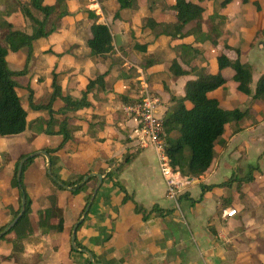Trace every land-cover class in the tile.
<instances>
[{
  "label": "crops",
  "instance_id": "crops-1",
  "mask_svg": "<svg viewBox=\"0 0 264 264\" xmlns=\"http://www.w3.org/2000/svg\"><path fill=\"white\" fill-rule=\"evenodd\" d=\"M1 1L0 20L29 34L31 23L28 20L30 24L26 27V17L19 4L16 3L17 9H12L8 4L12 0ZM255 1L259 9L244 0H232L225 6H220L221 0L197 2L204 8L201 30L195 35L172 38L157 33L159 29L155 25L176 21V11L171 8L175 0H134L133 6L127 8H120L117 0H66L68 13L56 21L55 31L32 45L28 69L21 80L30 86L35 104H46L49 100L53 74L59 81L61 94L74 99L81 97L89 80L104 74V86L88 92L87 107L56 115L59 124L66 118L64 123L71 130L70 139L56 152L60 177L70 178L89 169L92 175L100 173L103 179V173L120 167L126 154H135L120 167L114 181L104 183L96 212L89 214L75 232L76 240L99 258L101 264H264V212H246L242 210L245 204L236 198L227 202L228 189L224 186L201 190V185L225 183L231 172L229 146L231 137L236 136L227 138L226 130L231 123L225 126L222 135L225 144L215 146L216 158L210 169L199 177L179 174L180 191L170 198L153 148L138 145L139 125L130 113V106L139 95L140 79L144 78L158 96L163 115L169 106V96H182L185 83L196 78L195 71L199 74L203 71L206 84L225 79L221 87L208 92L218 99L220 106L232 96V90L231 99L243 101L246 97L236 91V84L232 81V85L228 84L232 70L215 72L213 61L219 53L235 59L233 48H239L241 62L256 68L250 85L253 92L256 80L264 75V0ZM53 3L54 0H44V4ZM87 11L96 17L89 18ZM93 22L108 26L111 53L90 55L86 42L91 37ZM194 25V22L187 24L183 33ZM204 34L216 37V44ZM256 34L261 40L248 47L256 40ZM144 45L145 51L136 48ZM6 60L17 66L25 63L24 54L19 51H8ZM173 60L185 74L173 76L169 72ZM17 92L30 126L36 120L48 119L45 109H33L29 105L25 89L18 87ZM62 105L57 98L52 108L59 110ZM33 130L34 127H29L20 134L3 137L32 136L34 149L42 150L58 146L63 138L61 134L34 137ZM2 144L0 226L10 222L18 209V190L11 186V176L16 159L25 153L14 143ZM48 161L43 155L24 172L26 191L31 198L29 224H18L0 239V264H87L88 256L82 249L77 247L70 252L72 227L81 218L86 192L73 196L68 190L61 191L56 207L49 208L46 196L53 189L46 181ZM115 182L125 187L133 201L145 209V217L135 212L131 200L123 201ZM225 204L230 206L225 208ZM153 205L163 210L164 215L149 213ZM230 209L235 214L223 216V211ZM59 218H62L60 231Z\"/></svg>",
  "mask_w": 264,
  "mask_h": 264
},
{
  "label": "trees",
  "instance_id": "trees-1",
  "mask_svg": "<svg viewBox=\"0 0 264 264\" xmlns=\"http://www.w3.org/2000/svg\"><path fill=\"white\" fill-rule=\"evenodd\" d=\"M198 1V0H197ZM232 0H222L220 6H225ZM120 8L132 7L134 0H117ZM19 9L23 16H25L31 23V32L25 33L20 30H16L6 20H0V136L16 135L25 131L30 127V123L26 118V111L22 105L21 97L17 92V88H23L28 92L29 105L33 109H45L48 113L47 120H36V122H42L45 125L40 129L48 135H62V141L58 146L54 148H44V155L48 157L50 164V173L46 170V181L49 183L52 193L46 196V202L49 208H55L57 205V195L61 191L68 190L71 195L75 196L81 192H86L83 208L80 215H84L83 218L77 223L75 232L80 229L85 219L89 214L96 212L97 203L102 194V187L104 183L114 181L116 173L127 163H129L135 156V154H126L120 167L114 168L110 172L103 173L102 182L97 189L93 199L90 201L94 186L97 181V177L91 174L88 169L83 173H75L70 178H61L58 174L60 168L58 157L56 152L64 145V143L70 139L71 130L67 124L64 123L66 118L59 124L56 120V115L59 113L75 112L79 109H83L89 105L87 101L88 92L96 87L104 86V74H99L95 78L88 81L85 90L82 92V96L78 99H74L69 95H62L59 81L55 74L52 76L51 93L49 100L46 104L33 103L32 90L30 86L21 80L18 83L14 77L19 75L22 79L28 69V63L32 55V45L41 37H45L56 29V21L68 13L66 0H54V3L44 4V0H29L27 3L18 1ZM176 11V21L171 24L156 23L155 28L159 29L157 33H163L172 38L180 35H195L201 30L200 21L204 8L197 2L191 0H175L171 7ZM33 11L38 12L37 15ZM89 18H95L96 16L87 11ZM56 19L52 21V18ZM191 22L195 25L192 29L183 33L185 26ZM91 37L87 39L86 45L89 49L90 55L104 56L107 53H111L112 36L109 28L106 24L93 22L90 26ZM211 41L216 44V37ZM136 47V46H135ZM183 47H186L183 45ZM141 51H145L144 46H137ZM226 48H231L226 46ZM237 54L235 59L228 58L225 54L219 53L216 56L217 69L221 71L225 68L232 70V81L236 84V91L242 96H250L255 103L264 104V75H261L256 80L254 90L251 92L250 85L252 83L251 72L247 69V65L242 63L239 56L241 51L239 48H233ZM24 50L26 53V61L22 70H11L8 66L6 56L8 51ZM169 72L173 76H180L186 73L176 60H173L169 67ZM203 71L200 72L197 80L187 81L184 86V94L180 97L170 95V106L163 113V133L161 134V140L164 146V152L169 160V165L183 177H199L207 172L214 159L216 158L215 146L224 145L225 141L222 135L225 131V126L231 123L235 127V131L240 128V122L244 118L248 117L249 110H240L239 108L225 109L219 104L216 97L208 95V92L221 87L225 83V79L221 81L216 80L210 83H205ZM59 98L62 101V107L59 110H53L52 103L55 99ZM188 103L190 106H187ZM57 129H54L53 126ZM27 156V153L21 154L14 163L13 173L11 176V186L18 189V209L14 213L16 218L21 210V197L24 196L25 205L24 210L18 217L15 224L8 228L10 222L0 226V239H4L5 236L13 230L18 224H29L28 211L31 206V198L26 191V185L24 183V172L27 166L33 161L34 156L28 157L22 165V170L19 180H17V166L19 161ZM86 177V178H85ZM252 178L247 177L244 180L250 181ZM242 181V180H241ZM239 180V182H241ZM117 190L123 194V201L131 200L134 203V210L136 213H142L145 217V209L133 201L132 196L129 195L120 183L115 182ZM219 186H229L228 183H221L217 185H201L202 192L206 189H211ZM88 191V192H87ZM229 202L228 199H225ZM90 202V204H89ZM89 204L87 211L86 206ZM49 212V211H48ZM150 212H155L159 216H163L164 212L157 205H153ZM62 229V218L58 219V230ZM4 231V232H3ZM214 232V229H212ZM76 236V235H75ZM74 247L70 246V252L75 251V248H80L83 251H87L84 245L79 243L76 238L74 241ZM13 247L17 249L16 242H13ZM86 249V250H85ZM90 252V251H89ZM94 262L100 263V259L90 252ZM87 264H93L87 259Z\"/></svg>",
  "mask_w": 264,
  "mask_h": 264
},
{
  "label": "rangeland",
  "instance_id": "rangeland-1",
  "mask_svg": "<svg viewBox=\"0 0 264 264\" xmlns=\"http://www.w3.org/2000/svg\"><path fill=\"white\" fill-rule=\"evenodd\" d=\"M29 0L25 1L27 3ZM196 2H199L200 4L203 3V0H195ZM218 0H215L217 2ZM222 1V0H221ZM242 1V0H241ZM253 1V2H252ZM1 2H4L2 0ZM24 2V1H23ZM249 2L253 8L259 9V4L255 0H244V3ZM18 3L17 0H12L11 3H8L10 5V8L17 9ZM19 4V3H18ZM35 15L38 14V12L33 11ZM56 19L52 18L51 20L54 21ZM28 19L26 18L24 20L25 23H27L26 27L29 26ZM30 22V21H29ZM25 31V29H24ZM48 36V35H47ZM46 37V36H45ZM264 37V36H263ZM262 37V38H263ZM261 40L260 37L256 34V40L252 41L251 44L248 47H253L258 43V41ZM246 47V43H245ZM244 49V48H243ZM19 52L24 54L25 61H26V53L24 50H18ZM17 51H11V53H14ZM215 58V57H214ZM250 63L249 61H247ZM24 61L20 66L12 65L8 62V66L11 70L17 71L22 70L24 68ZM213 68L215 69V72L218 71L216 66V59L213 61ZM247 65V69L251 72V75H253V71L256 69L252 64ZM206 66H209V63H205ZM205 66V69H206ZM204 70V69H203ZM260 71V70H258ZM196 75V78L194 80H197L199 73L197 71L194 72ZM14 79L20 83L21 79L20 76L17 75L14 77ZM228 84L232 85V79ZM232 81V82H231ZM149 86V85H148ZM150 87V86H149ZM227 91V90H226ZM226 91H224V95L226 94ZM232 90V96L233 92ZM81 92V91H80ZM81 92V96H82ZM232 96H228V98L224 101V104H229L228 106H221L222 108L231 109L235 107H239L242 109H248L249 115L246 118V120H243L240 127L241 129H238L235 131V127L233 125H230L227 130L226 134L229 135L227 138L231 137L232 135H236L234 138L231 137L232 141L230 142V161L228 162L231 166V172L229 173V176L225 178L224 182L228 183L229 186H224L227 190L228 200L232 201L235 198L237 200H241L245 204L244 208L242 210H246V212L250 211L252 213L260 214L264 212V104H258L252 101L249 97H246L245 99H242L243 101L237 102V99H231ZM88 97V96H87ZM170 97V96H169ZM232 100L230 103L229 101ZM169 106L171 102L168 100ZM30 127H34L33 133L35 134L34 137H40V135L46 134L43 131H41V127L44 126V123L42 122H35L32 123ZM53 127H56L55 125ZM233 133V134H232ZM236 133V134H235ZM247 135V136H246ZM34 138L32 136L23 137V138H10V137H3L0 136V146H2L3 142L6 143H14L13 145H18L20 149H22L23 152L27 153V156L29 154L38 152L33 159V161L29 164H33L38 160V158L42 157L44 155L42 149H34V146L32 144ZM20 141L19 144L15 143ZM35 145V144H34ZM222 146V145H218ZM0 160V166H1ZM254 175V177H253ZM247 177H251L252 179L248 182H246L244 179ZM239 180L241 182H239ZM231 185V187H230ZM230 188V189H229ZM18 190V189H17ZM182 196V195H181ZM18 206V205H17ZM230 204H225V208L229 207Z\"/></svg>",
  "mask_w": 264,
  "mask_h": 264
},
{
  "label": "built area",
  "instance_id": "built-area-1",
  "mask_svg": "<svg viewBox=\"0 0 264 264\" xmlns=\"http://www.w3.org/2000/svg\"><path fill=\"white\" fill-rule=\"evenodd\" d=\"M139 95L137 100L130 106V113L137 118L140 136L137 138L140 147L153 148L161 176L165 182L166 194L170 198H175L180 191L179 172L170 165L164 152L161 140L163 133V115L159 109L160 100L158 96L148 86L144 78L139 80ZM234 209L224 210L223 216H233Z\"/></svg>",
  "mask_w": 264,
  "mask_h": 264
},
{
  "label": "water",
  "instance_id": "water-1",
  "mask_svg": "<svg viewBox=\"0 0 264 264\" xmlns=\"http://www.w3.org/2000/svg\"><path fill=\"white\" fill-rule=\"evenodd\" d=\"M43 153H44V152H43ZM36 154H38V152H35V153H32V154H29L28 156L23 157V158L19 161L18 166H17V174H16L17 180H19V178H20V174H21V170H22V165H23V163L26 161V159H27L28 157L35 156ZM47 172L50 173V164H49V161H48V163H47ZM94 175L97 177V182H96L95 187H94V189H93V192H92V196H91V198H90V201L93 199V197H94V195H95L97 189L99 188V186H100V184H101V182H102V175H101L100 173H94ZM85 178H86V177H85ZM189 179H191V178H189ZM89 204H90V202H89ZM89 204L86 206L85 211H87V209H88V207H89ZM24 205H25V199H24V196H22V197H21V210H20V213H19V215H18L16 218H14V219L9 223L8 228L12 227V226L15 224V222H16L17 219H18V217L20 216V214H21V213L23 212V210H24ZM83 216H84V215H82L81 218H80V219H79V220L73 225V227H72V232H71V244H72L73 247H74V245H75L74 241H75V230H76V226H77V223L83 218ZM3 232H4V231H3ZM84 252L87 253L88 259H89L91 262H93V264H101V263H98V262H94V261H93L92 254H91L90 252H88V251H84Z\"/></svg>",
  "mask_w": 264,
  "mask_h": 264
}]
</instances>
